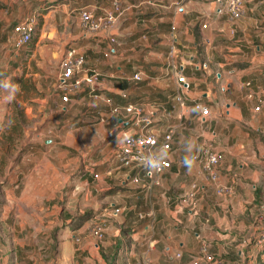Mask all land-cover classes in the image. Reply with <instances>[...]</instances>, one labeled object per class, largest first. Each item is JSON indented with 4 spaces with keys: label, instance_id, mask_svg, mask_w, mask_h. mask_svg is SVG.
Returning <instances> with one entry per match:
<instances>
[{
    "label": "crops",
    "instance_id": "0c3cea01",
    "mask_svg": "<svg viewBox=\"0 0 264 264\" xmlns=\"http://www.w3.org/2000/svg\"><path fill=\"white\" fill-rule=\"evenodd\" d=\"M23 1L30 8L31 2L46 0ZM48 1L58 5L52 4L43 17L56 18L62 12L64 42L57 47L51 41L46 50L39 49V66L50 59L59 69L65 47L74 46L100 72L96 92L87 89L70 101L76 105L73 116L78 114L82 126L65 122V126L72 125L67 140L74 130H81L85 138L87 131L92 135L89 144L103 142L99 154L90 160V165L98 166V176L91 179L92 170L83 176L87 198L98 196L103 214H110L115 206L122 208L119 215H113L119 227H114L112 237L107 235L100 245L92 246L97 264H110L111 255L116 258L113 264H192L204 245L223 264H257L264 258V96L249 99L247 94L264 87V0H247L244 16L234 22L227 14H218L216 0H122L117 26L93 35H84L81 9L103 15L113 0ZM3 2L7 0H0L5 33L25 12L3 7ZM173 24L176 46L171 56ZM50 30L49 38L54 40L57 27ZM137 72L142 74L140 81L134 78ZM180 73L190 83L184 91L185 109L174 99ZM194 100L211 107L205 125L201 123L202 133L195 121L200 116L191 107ZM127 103L152 114L149 131L174 130L172 166L161 185L151 190L145 179L135 184L128 180L129 170L109 162L125 135L141 131L134 114L123 109L113 112L114 106ZM43 141L47 147L53 139ZM206 147L223 155L218 182L207 178L198 161L194 160L191 170L183 164L184 157L202 154ZM51 151L52 147L46 154ZM38 153L35 149L30 158ZM31 167L25 184L9 177L1 186L6 199L0 209V227L11 248L7 264H66L70 259L75 264L79 256L72 247L80 241L76 232L83 227L74 228L68 239H62V233L55 236L62 207L40 205L37 197L29 196L44 194L47 201L52 199L48 195L54 192L53 166L48 165L52 173L44 182L39 177L34 181L38 169ZM193 181L200 185L196 206L186 197ZM220 186L231 187L233 192L221 193ZM27 206L31 212H26ZM150 210L153 218L139 217ZM79 222H69L70 229ZM55 237L59 238L57 256L51 255ZM83 252H90L88 245Z\"/></svg>",
    "mask_w": 264,
    "mask_h": 264
},
{
    "label": "rangeland",
    "instance_id": "374dc122",
    "mask_svg": "<svg viewBox=\"0 0 264 264\" xmlns=\"http://www.w3.org/2000/svg\"><path fill=\"white\" fill-rule=\"evenodd\" d=\"M31 3L30 8L23 0H7L1 3L3 7H9L12 11L25 12L21 20L32 19L34 21L35 36L29 45L17 49L10 44V36L15 23H12L11 28L3 33L5 27L1 26L3 21L0 20V209L6 199L1 186L9 177L19 178L17 183L25 184L27 180L25 174L33 168L31 167L33 164L38 169V173H33L34 181L39 177L44 182L47 175L52 173V169L48 170V165L52 164L53 172H55L54 192L48 195L53 196L52 199L47 201L44 194L29 196L37 197L40 205L49 203L50 206L55 204L56 207H62L63 213H57L60 221L54 229L55 236L62 233V239H68L71 232L75 231L74 228L79 230L83 227L81 232H76L80 241H76L72 247V250L76 252L75 255L79 256L75 264H97L94 257L96 252L92 246L94 243L100 245L101 241L97 240L92 233L90 234L91 229L102 225L105 231L104 237L107 235L112 237L114 227H119L118 220L112 212L108 211L110 214H103L102 207H98V196L93 194L92 197L87 198L85 194V189L88 188L83 183L85 179L83 176L86 171L92 170L91 179H96L95 173H98V166L95 165V168L90 165V160L95 159L99 154V150L103 148V142L101 140L97 145L89 144L88 142L93 140L92 135L87 131L85 138L81 130H74L72 141L66 139L67 132L72 125L65 126V122L75 124L72 126L75 128L82 126L78 114L74 113L75 116H73V107L76 105H72L71 102L64 103L61 99L57 89L59 71L57 64L49 59L44 60L43 67L39 66L41 57L39 49L45 48L46 50V45L51 41L55 42L57 47L64 42L63 18L60 17L62 12L60 15L57 14L56 18H45L43 13L46 14L52 9V4L57 6L58 2L46 0L42 3ZM52 26L57 27L54 40L49 38ZM66 48L68 46L65 50ZM51 49L53 45H50L48 51L51 52ZM70 116H73L72 120L69 119ZM195 121L199 124V132L202 133L201 127L205 125L206 120L198 118ZM47 137H51L53 142L46 147L43 140ZM70 144L72 147H69ZM51 147L50 154H46L47 149ZM35 149H38L39 153L34 158H30ZM30 209L27 206L26 212H31ZM39 213L42 216L43 213L41 211ZM76 220L78 222L80 220L81 223L79 222L77 226L74 224L76 227L72 226L73 229H70L68 223ZM109 228L112 230L108 234ZM1 232L0 227V264H7L10 263L7 260L9 259L7 255L11 251L10 241L5 239ZM58 239L55 237L51 255L55 253L57 256ZM86 245L90 252L84 254L83 250ZM85 256L88 258L83 259ZM72 263V259L66 262V264ZM257 264H264V258H259Z\"/></svg>",
    "mask_w": 264,
    "mask_h": 264
},
{
    "label": "built area",
    "instance_id": "2783aa9c",
    "mask_svg": "<svg viewBox=\"0 0 264 264\" xmlns=\"http://www.w3.org/2000/svg\"><path fill=\"white\" fill-rule=\"evenodd\" d=\"M218 4V14H227L231 22L242 18L245 14V4L247 0H216ZM123 12L122 0H113L111 9H108L103 15H97L89 8H82L80 12L81 24L84 30V35H93L103 31H112L119 21ZM207 27V23L203 24ZM176 26L172 25L171 34V49L170 55L175 53ZM35 24L32 19L21 20L14 25L12 35L10 36V44L15 48L22 49L29 45L32 40ZM234 32V29H233ZM115 41V37L111 38ZM136 80H142V74L137 72L134 74ZM100 80V72L97 69L90 67L87 64L86 57L82 54L77 47L69 46L59 64V71L57 76V89L61 95L64 103L70 102L73 97L90 89L97 91V85ZM179 86L176 89L174 99L176 103L183 109L188 106V100L184 97V91L190 88V83L183 74L178 76ZM249 99L258 96H264V87L258 92L250 91L247 94ZM106 102H111V99L106 98ZM262 103V99L259 100ZM192 109L199 114L200 118L206 120L211 115V107L203 101L194 100L191 104ZM261 106L257 105L256 109L260 110ZM126 113L134 114L135 120L138 125H141V131L137 133L125 135L120 146L114 151L109 160L110 164L117 168H125L129 170L128 180L140 184L145 179L148 188L151 190L153 187L159 186L162 183L164 173L172 166L170 155L173 150L174 130L169 129L163 134H157L149 131L148 128L153 124V117L151 113H146L143 108L136 103H127L124 106H114L113 112L119 113L120 110ZM164 159V166L160 171H151L153 161ZM193 159L198 161L207 178L212 181H219L220 179V164L223 155L214 152L211 148H204L202 154H196ZM98 176L97 173H95ZM200 185L197 181L191 183V188L188 191L187 199L196 206L198 203V192ZM221 193L231 194L233 189L228 186H220ZM113 215H119L122 208L115 206L112 209ZM153 218V210L148 211L146 214L139 215L140 218L144 217ZM92 235L99 241L104 239V230L102 225H97L91 229ZM177 256H181L178 253ZM223 264V261L211 253L207 246L204 245L199 255L193 260L192 264Z\"/></svg>",
    "mask_w": 264,
    "mask_h": 264
},
{
    "label": "clouds",
    "instance_id": "9594fccd",
    "mask_svg": "<svg viewBox=\"0 0 264 264\" xmlns=\"http://www.w3.org/2000/svg\"><path fill=\"white\" fill-rule=\"evenodd\" d=\"M164 163V159L153 161L151 171H160L164 166ZM183 164L188 167L189 170H191L192 166L194 165V159L186 156L183 159Z\"/></svg>",
    "mask_w": 264,
    "mask_h": 264
},
{
    "label": "trees",
    "instance_id": "16d2710c",
    "mask_svg": "<svg viewBox=\"0 0 264 264\" xmlns=\"http://www.w3.org/2000/svg\"><path fill=\"white\" fill-rule=\"evenodd\" d=\"M58 1H62V0H58ZM45 10V9H44ZM35 36V35H34ZM34 36H33V40H34ZM112 257V262L110 264H113V262H115L114 260H116L115 256L111 255Z\"/></svg>",
    "mask_w": 264,
    "mask_h": 264
}]
</instances>
